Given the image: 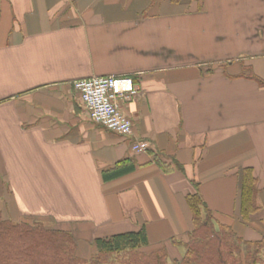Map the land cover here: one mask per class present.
<instances>
[{
	"label": "crops",
	"instance_id": "crops-1",
	"mask_svg": "<svg viewBox=\"0 0 264 264\" xmlns=\"http://www.w3.org/2000/svg\"><path fill=\"white\" fill-rule=\"evenodd\" d=\"M242 62L264 79V0H0V211L72 232L86 258L146 225L170 261L199 190L218 222L261 239L263 217L233 218L244 167L264 206V86L236 76ZM106 75L133 77L118 101L148 151L85 109L73 82Z\"/></svg>",
	"mask_w": 264,
	"mask_h": 264
},
{
	"label": "trees",
	"instance_id": "trees-1",
	"mask_svg": "<svg viewBox=\"0 0 264 264\" xmlns=\"http://www.w3.org/2000/svg\"><path fill=\"white\" fill-rule=\"evenodd\" d=\"M245 76L264 86V79L254 72L251 64L241 63ZM133 162L124 161L105 171L104 177L115 178L134 169ZM166 170L168 168L164 165ZM175 167L183 166L175 162ZM239 202L234 219L249 225L251 218L264 210L259 203L261 189L253 167L238 173ZM192 230L178 243L186 252L170 263L164 246L149 247L146 225L137 230L95 239L96 252L91 257L78 254L72 232L50 228L42 220H13L0 211V264H262L264 236L247 240L229 223H220L209 209L199 190L186 196Z\"/></svg>",
	"mask_w": 264,
	"mask_h": 264
},
{
	"label": "built area",
	"instance_id": "built-area-1",
	"mask_svg": "<svg viewBox=\"0 0 264 264\" xmlns=\"http://www.w3.org/2000/svg\"><path fill=\"white\" fill-rule=\"evenodd\" d=\"M80 93L90 118L105 129L127 138L134 136V123L121 108L120 97H130L138 93L132 76H93L73 82ZM134 152H145L150 148L146 140L132 138Z\"/></svg>",
	"mask_w": 264,
	"mask_h": 264
},
{
	"label": "rangeland",
	"instance_id": "rangeland-1",
	"mask_svg": "<svg viewBox=\"0 0 264 264\" xmlns=\"http://www.w3.org/2000/svg\"><path fill=\"white\" fill-rule=\"evenodd\" d=\"M258 217H263V218H264V212H262L261 214L259 213V214L255 215V219L258 218ZM49 227H50V226H49ZM50 228H53V227L51 226ZM135 230H137V229H135ZM260 237H261V236L259 235V238H260ZM178 248H179V247H178ZM179 251H180V253H179V256H178V257H180L181 254H183V253L181 252V251H182L181 248L179 249ZM173 259H174V258H173L172 256H170V263L174 262Z\"/></svg>",
	"mask_w": 264,
	"mask_h": 264
}]
</instances>
